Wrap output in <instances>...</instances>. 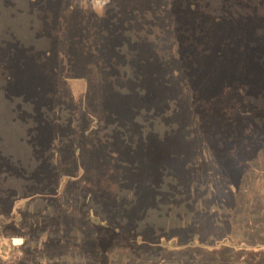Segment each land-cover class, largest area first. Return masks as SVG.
Masks as SVG:
<instances>
[{
    "label": "rangeland",
    "instance_id": "rangeland-1",
    "mask_svg": "<svg viewBox=\"0 0 264 264\" xmlns=\"http://www.w3.org/2000/svg\"><path fill=\"white\" fill-rule=\"evenodd\" d=\"M247 50L264 0H0V264H264Z\"/></svg>",
    "mask_w": 264,
    "mask_h": 264
},
{
    "label": "trees",
    "instance_id": "trees-1",
    "mask_svg": "<svg viewBox=\"0 0 264 264\" xmlns=\"http://www.w3.org/2000/svg\"><path fill=\"white\" fill-rule=\"evenodd\" d=\"M240 53L243 55H241L240 57L239 66H234V68L236 69L230 67L231 63H228L226 58H220V60L215 61L214 64L211 63V65H213V69L206 68L207 70L205 72L204 70H201V75L207 74L208 72L212 71V74L209 75H211L213 78L211 82H208V87L213 88L217 86L222 90L226 89V91L231 93L233 97L239 95L242 90L245 92H249L254 88V85L256 83L254 73H256V71L260 68L262 70V75L264 76V63H261V61L258 60L257 55L253 54L251 50L248 52L243 51ZM231 62H234V60H232ZM214 65H218V67H215ZM240 86L243 87L240 89ZM233 92L237 93V95H235ZM112 97L113 99H115V101L118 98L113 93ZM243 100L236 101V99H233V106L235 108L243 109L247 104L246 102L243 104ZM113 109L120 110L121 106L116 105L113 102ZM262 114L264 118V111L262 112ZM130 173H135L134 175L137 174L136 171L132 169L130 170ZM3 213L4 212L0 211V215H3ZM227 246L229 247V245ZM233 249H239V247L234 245Z\"/></svg>",
    "mask_w": 264,
    "mask_h": 264
},
{
    "label": "crops",
    "instance_id": "crops-1",
    "mask_svg": "<svg viewBox=\"0 0 264 264\" xmlns=\"http://www.w3.org/2000/svg\"><path fill=\"white\" fill-rule=\"evenodd\" d=\"M254 245H255V244H254ZM254 245H253V246H254ZM256 246L264 247V244H260V245H256ZM229 247H234V246L229 245Z\"/></svg>",
    "mask_w": 264,
    "mask_h": 264
},
{
    "label": "flooded vegetation",
    "instance_id": "flooded-vegetation-1",
    "mask_svg": "<svg viewBox=\"0 0 264 264\" xmlns=\"http://www.w3.org/2000/svg\"><path fill=\"white\" fill-rule=\"evenodd\" d=\"M18 240H15V242H17Z\"/></svg>",
    "mask_w": 264,
    "mask_h": 264
}]
</instances>
